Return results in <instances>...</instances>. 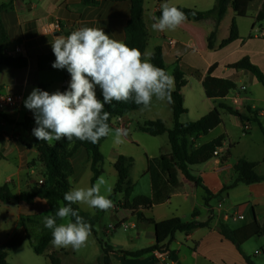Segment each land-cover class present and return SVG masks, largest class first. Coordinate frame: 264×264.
Returning <instances> with one entry per match:
<instances>
[{"label": "crops", "instance_id": "1", "mask_svg": "<svg viewBox=\"0 0 264 264\" xmlns=\"http://www.w3.org/2000/svg\"><path fill=\"white\" fill-rule=\"evenodd\" d=\"M11 1L8 9L0 11V20L8 37L5 49L11 50L20 46L23 52L16 57L25 58L27 67L14 69L2 66L0 91L22 94L24 101L34 88L49 93L68 88L71 77H65L67 70L52 67L55 56L50 42L56 35L67 36L71 31L87 26L103 28L111 38L124 42L125 29L132 11V0H98L97 6H86L80 0H0V6ZM153 1V6L147 3L145 8L148 44H154L153 52L156 47L162 48L165 63L172 75L176 68L186 74L188 83L182 89V95L187 113L182 116L191 115L195 117L193 121H198L218 107L220 102H224L240 113L249 110L250 112L246 113L249 120L242 122L240 118L221 109L222 124L199 139V143L203 144L225 136L218 156L206 164L191 167L192 175L200 182L199 186L187 180L176 169L178 183L169 188L168 199L162 204L124 210L121 207L124 203L122 194V200L111 209L115 212L121 210L125 215L120 217L115 225H110L106 233H113L120 227L128 230L129 226L125 222L129 218L138 219V225H131L138 231L136 241L130 236L129 243H117L113 240L112 245L108 244L113 248L109 255L110 264H247L237 246L222 236L220 225L226 224L232 229H237L251 224L254 220L261 226L264 224V87L251 73L235 70L230 66L248 57L264 74V0H252L246 17H236L229 5L221 22L214 17L201 21L187 20L175 31L166 33L153 31L150 27V17L155 15L160 4L165 2ZM169 2L177 7L208 11L214 8L216 0ZM234 19L238 26L239 38L226 47L219 48L229 37ZM56 25H59V28H56ZM213 32H216L215 49L210 50L208 38ZM170 42L174 44L171 45ZM212 66H215L213 77L231 80L237 85V89L223 101L208 99L203 90V93L199 94L198 103L193 105V90L189 88L191 80L197 81L202 89V80ZM195 73H199L201 78H196ZM30 112L23 102L19 109L0 113V187L8 184L12 193L17 196L31 192L34 185L40 180H45L46 167L41 153L35 146L32 134L22 126ZM127 119L130 121L128 116ZM245 124L249 125L248 130L244 129ZM144 152L145 167L137 179L132 177L135 162L131 169L130 178L134 187L130 202L140 196H153L151 176L147 171L149 159L162 158L176 163L170 142L166 151L160 147L157 153L150 154L147 150ZM83 153L88 162L86 151L83 150ZM119 156L121 155H118L117 159ZM73 158L71 163L76 173ZM240 160L256 164L254 171L263 181L236 184L239 175L235 166ZM78 206L91 216H95L93 213L98 211ZM49 212L46 200L40 198H34L30 202L15 200L0 205V248L7 252L10 264H15L11 261L12 254L13 258L18 259L17 263L21 264L26 259L24 252L30 245L34 252V246L46 229L43 214ZM235 212L243 215L244 219L230 220L229 217ZM138 214L156 223L180 218L184 222L209 223V226L198 228L189 234L177 233L172 241L165 243L169 251L175 254L176 261H172L170 257L165 260L158 259L156 252L136 258L128 257L122 252H137L156 245L154 226L140 220ZM21 219H25V226H22ZM122 225L127 226V229ZM232 225L238 226L233 228ZM111 227H114V230ZM91 237L96 238L97 234ZM142 239L146 247L138 244L137 241ZM245 244L241 247L242 252L254 262L244 248ZM51 246L52 244L48 249ZM54 252L60 253V257L66 255L63 250H53L46 253V256ZM101 254L99 260L102 264V246ZM254 254L260 255L257 251H254Z\"/></svg>", "mask_w": 264, "mask_h": 264}, {"label": "trees", "instance_id": "2", "mask_svg": "<svg viewBox=\"0 0 264 264\" xmlns=\"http://www.w3.org/2000/svg\"><path fill=\"white\" fill-rule=\"evenodd\" d=\"M82 4L86 6L99 5L98 0H80ZM252 0H216L213 9L208 11H198L186 7L178 6V8L187 15L188 21H201L209 18H216L218 22H221L226 14L229 5L233 8L236 17H246L247 10ZM12 1L8 4L0 6V11L8 9ZM143 0H132V11L130 20L127 23L125 29L124 43L129 47L138 48L142 53L146 50L148 44V33L145 23V11L143 6ZM160 8L156 10L155 16H159ZM216 38V32H213L208 38V47L210 50L215 49L214 40ZM239 38L238 26L236 20L232 21L230 28V35L225 39L219 48H224L227 45L233 43ZM8 41L6 31L0 20V69L2 66L24 69L27 67V60L22 57H9L5 54V44ZM152 63L157 67L168 70L165 63L162 48L156 47L154 50V58ZM215 66L209 69L208 74L202 80V87L204 93L208 99L223 101L234 90L237 89V85L227 79H219L212 76V72ZM230 68L235 70H244L251 73L264 87V74L262 71L254 65L248 57L233 64ZM69 73L66 71L65 77L67 78ZM175 89L171 93V101L169 102L172 115H173V128L169 129L162 120L146 121L143 124L138 125V129L152 137H160L168 135L171 150L174 155L176 163L173 164L169 160L162 158H154L148 160V173L151 176L153 196L152 198L146 196H140L130 202V198L133 192V183L131 181V169L134 165L133 158L126 156H119L115 163V169L118 173V180L113 190L111 198L113 199L116 194H124V203L121 204L124 210H133L136 207H146L149 205H159L164 203L168 199V191L170 187L176 186L178 178L176 175V169H178L184 177L194 182L196 185H200L191 172V167L196 165H203L208 163L214 158V153L223 147L225 136H220L212 141L200 144L199 139L202 136L208 135L211 131L222 124L221 109L227 111L229 114L240 118L242 122L249 120L246 113H240L233 107L220 102L218 107L214 108L206 116L202 117L198 121L181 123L180 118L187 113V109L184 107V97L182 95V89L186 87L187 80L186 74L176 68L173 72ZM196 78H201L199 73H195ZM67 90V87L63 91ZM97 96L102 100V94L100 89H97ZM105 110L111 113L109 124L111 127L113 120L117 116H128L132 112L140 110V106L135 105L132 102L129 103H117L113 102L111 105H106ZM33 112L22 123V126L32 134V129L36 126ZM264 132V130H263ZM33 136V135H32ZM34 137V136H33ZM35 146L41 153V158L46 167L45 180L43 185L36 184L29 193H23L21 196L14 195L8 184L0 187V205L9 203L15 200H22L24 202H30L34 198H40L46 200L50 212L55 214L58 210L61 202H63V195L68 191L72 185L68 183L67 178L73 176L75 171L71 163L72 158L76 153L83 149L88 155L91 171L93 177L91 179V185L95 184L96 180L103 174L101 165L104 161V155L101 152L102 144L107 138L101 139L98 143L92 144L90 142H81L74 140L70 142L67 140L56 141L53 145L38 141L35 137ZM256 164L247 162L246 160H240L235 170L239 177L236 182L244 184H253L263 181L262 177H259L255 173ZM66 203V202H64ZM76 209L84 219L92 226V235L96 234L95 226L99 222L97 216H91L80 209L78 205L72 206ZM196 217V214L193 216ZM138 218L153 225L156 234V245L153 247L140 250L137 252H122L128 257H141L146 254L159 252L168 253L172 261H176V256L173 252L169 251L165 243L172 241L177 233L189 234L192 231L209 226V223H199L197 221L184 222L180 218H173L163 222L156 223L153 220L145 219L142 214H138ZM60 221L58 220V223ZM25 223V219H21L22 226ZM25 226V225H24ZM120 227V225H118ZM220 232L227 240L234 243L241 254L244 256L247 264H254L250 257L246 256L242 252V245L255 237H264V224L261 226L257 220H254L251 224L242 226L237 229H232L226 224L220 225ZM51 230L45 229L39 242L34 246V252L36 255H44L50 246ZM103 250L102 264H110V253L113 252V248L108 244H103L101 241ZM50 264H63L60 253L54 252L48 256ZM0 264H10L8 261L7 252L0 248Z\"/></svg>", "mask_w": 264, "mask_h": 264}, {"label": "clouds", "instance_id": "3", "mask_svg": "<svg viewBox=\"0 0 264 264\" xmlns=\"http://www.w3.org/2000/svg\"><path fill=\"white\" fill-rule=\"evenodd\" d=\"M160 13L150 17V27L156 32L175 31L187 21V15L169 0L160 4ZM50 44L55 56L52 67L66 69L71 79L65 91L49 93L34 88L24 101V106L34 114L36 126L32 135L38 141L52 144L67 140L71 146L74 140L96 144L112 137V142L119 145L124 143L129 129L110 126L111 113L105 110L106 105L114 101L132 102L145 111L151 109L153 100L171 101L174 76L152 63L153 51L142 53L111 38L103 28L87 26L67 36L56 35ZM97 87L102 100L97 96ZM67 180L72 187L64 193L54 215L43 214V224L51 230L52 246L78 251L87 246L92 226L72 206L86 205L107 212L114 202L109 195L102 194L104 177L88 187L74 184L71 176ZM111 191L106 188L108 194Z\"/></svg>", "mask_w": 264, "mask_h": 264}, {"label": "rangeland", "instance_id": "4", "mask_svg": "<svg viewBox=\"0 0 264 264\" xmlns=\"http://www.w3.org/2000/svg\"><path fill=\"white\" fill-rule=\"evenodd\" d=\"M209 0H203V2H208ZM153 0H143L144 11L147 7L146 4L149 3L153 6ZM150 5V7H152ZM207 7V6H205ZM146 12V11H145ZM148 50L152 51L153 43L148 44ZM189 88H192L193 95V105L194 103H198L200 92L203 93V88L201 89L200 85H198L197 81L191 80V85ZM175 89V82H174ZM173 89V90H174ZM196 91V94H194ZM188 101L190 103L191 96H189ZM130 119L131 125L129 129V135L124 139V143L122 144H114L112 142V137H108L107 140L101 146V152L104 155V161L101 165V169L103 170V174L100 177H104L106 180V185L102 187V194L109 195V198L114 202V205L122 200V194H116L112 199L111 196L113 194V190L116 186L118 180V173L115 169V163L117 161L118 155H123L126 157L133 158L135 162V167L133 169L132 177L137 179L142 170L145 167V150H147L150 154L157 153L159 148L162 147L166 151L169 148L168 136L164 135L161 137H152L146 133L141 132L138 129L139 124H143L145 121L149 120H162L169 129L173 128V116L172 110L169 104V101H156L153 100V105L150 110L145 111H136L132 112L128 115ZM195 119L194 116H182L181 123L193 122ZM56 141L52 142L54 144ZM51 144V145H52ZM74 163L76 167V173L73 175V183L79 186L88 187L91 186V179L93 173L91 171L90 163L87 162V159L83 153V150L77 152L74 156ZM111 188L112 191L110 194L106 192V188ZM84 209H88L86 205H82ZM113 208V207H112ZM95 216L99 218V222L95 226V231L97 237H90L87 246L81 248L76 251L72 248H56L51 246L46 253L49 251H60L63 250L66 255L61 256L63 264H101L100 256L101 254V243L112 245V241H117V243H129V237L131 236L134 241L135 236L137 234L138 229L132 228L131 225H138L137 218H129L126 224H128L129 229L123 230L121 227L118 228L113 233L107 234L106 231L109 230L110 225H115L117 220L125 215V213L121 210L115 212L110 209V211H100L94 212ZM238 225H232L233 228H236ZM98 239V240H97ZM139 245L146 247L144 240L137 241ZM31 246V245H30ZM28 247L24 252L25 261L21 262V264H50L48 256L46 253L44 255H36L31 247ZM244 248L251 255L252 259L256 264H264V237H255L250 241L246 242ZM254 251H257L260 255H255ZM14 254H12L11 261L15 264H18V259L13 258Z\"/></svg>", "mask_w": 264, "mask_h": 264}, {"label": "built area", "instance_id": "5", "mask_svg": "<svg viewBox=\"0 0 264 264\" xmlns=\"http://www.w3.org/2000/svg\"><path fill=\"white\" fill-rule=\"evenodd\" d=\"M56 28H59V25H56ZM171 45H173V42H170ZM23 52V49L20 46H17L14 49L11 50H6L5 54L9 57H16L17 55H21ZM24 102V96L22 94H12V93H7V92H1L0 91V113L7 112L9 110H15L19 109ZM130 121L127 119L126 116H117L114 118L112 126L113 128H127L130 129ZM244 129L248 130L249 125L245 124ZM219 155V150H217L214 153V157ZM38 184L41 186L44 184V180H40ZM220 206V205H219ZM230 220L232 221H238V220H243L244 216L235 212L234 215L229 217ZM125 229H127V226L122 225ZM112 230H114V227H111ZM156 256L158 259H166L169 257L168 253H159L156 252Z\"/></svg>", "mask_w": 264, "mask_h": 264}]
</instances>
